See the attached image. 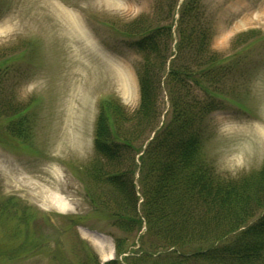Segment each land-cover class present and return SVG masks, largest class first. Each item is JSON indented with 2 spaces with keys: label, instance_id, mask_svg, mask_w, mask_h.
<instances>
[{
  "label": "rangeland",
  "instance_id": "1",
  "mask_svg": "<svg viewBox=\"0 0 264 264\" xmlns=\"http://www.w3.org/2000/svg\"><path fill=\"white\" fill-rule=\"evenodd\" d=\"M158 2L0 0V50L7 63L2 86L26 107L32 128L25 142L0 118V264H77L89 253L87 245L100 263L118 258L112 235L121 233L93 213L83 171L94 157L100 100L116 97L129 113L139 107L142 56L124 47L121 36L137 18L156 23ZM200 3L211 49L234 65L223 110L208 119L204 158L220 176L239 179L264 161V0ZM150 131L141 134L144 143ZM9 199L32 214L30 228L42 248L16 250L25 235L14 236L16 219L2 211ZM128 255L118 259L126 264Z\"/></svg>",
  "mask_w": 264,
  "mask_h": 264
},
{
  "label": "trees",
  "instance_id": "2",
  "mask_svg": "<svg viewBox=\"0 0 264 264\" xmlns=\"http://www.w3.org/2000/svg\"><path fill=\"white\" fill-rule=\"evenodd\" d=\"M178 3L160 0L156 23L140 17L123 28L124 47L142 56L140 103L129 113L116 97L100 100L94 157L83 171L85 197L121 233L112 237L118 258L130 252L126 264H264V214L252 222L264 211V161L257 171L226 179L204 158L208 119L223 110L234 65L211 49L200 0H183L177 9ZM4 57L0 50V118L27 142L26 107L2 86ZM148 130L154 135L144 143ZM15 201L2 211L16 219L14 236L25 235L16 250L42 248L30 228L34 217ZM85 247L90 251L77 264H123L100 263Z\"/></svg>",
  "mask_w": 264,
  "mask_h": 264
},
{
  "label": "bare ground",
  "instance_id": "3",
  "mask_svg": "<svg viewBox=\"0 0 264 264\" xmlns=\"http://www.w3.org/2000/svg\"><path fill=\"white\" fill-rule=\"evenodd\" d=\"M53 199V198H52ZM61 205H63V203L61 202ZM60 206V204H59ZM113 257V251H111L108 255H104V259H108V258H112Z\"/></svg>",
  "mask_w": 264,
  "mask_h": 264
}]
</instances>
